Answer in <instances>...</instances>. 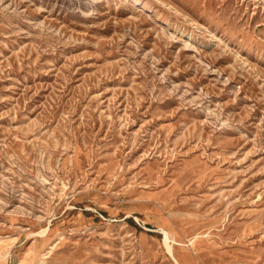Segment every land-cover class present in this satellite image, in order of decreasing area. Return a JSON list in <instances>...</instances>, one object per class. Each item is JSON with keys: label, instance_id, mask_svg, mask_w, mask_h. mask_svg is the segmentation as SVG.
Wrapping results in <instances>:
<instances>
[{"label": "rangeland", "instance_id": "1", "mask_svg": "<svg viewBox=\"0 0 264 264\" xmlns=\"http://www.w3.org/2000/svg\"><path fill=\"white\" fill-rule=\"evenodd\" d=\"M0 236V264H264V0H0Z\"/></svg>", "mask_w": 264, "mask_h": 264}, {"label": "bare ground", "instance_id": "2", "mask_svg": "<svg viewBox=\"0 0 264 264\" xmlns=\"http://www.w3.org/2000/svg\"><path fill=\"white\" fill-rule=\"evenodd\" d=\"M51 230V226H47V227H44L42 228V230L36 232V234L40 237H46L48 235V233L50 232ZM164 230V233H165V244L168 248V251L170 252V254H172L174 256V251H173V246L170 244L169 242V239H171V235H170V232L166 229H163ZM36 236V235H35ZM7 240V237H4V236H0V242L1 241H6ZM50 248V247H49ZM8 251V250H7ZM46 259H47V256L46 255H42L40 258H39V264H43L46 262ZM178 264H180L178 262Z\"/></svg>", "mask_w": 264, "mask_h": 264}]
</instances>
